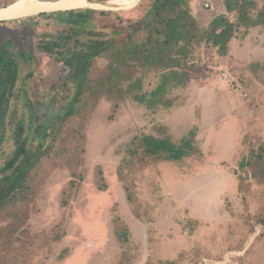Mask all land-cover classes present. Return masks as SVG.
<instances>
[{"label":"rangeland","instance_id":"obj_1","mask_svg":"<svg viewBox=\"0 0 264 264\" xmlns=\"http://www.w3.org/2000/svg\"><path fill=\"white\" fill-rule=\"evenodd\" d=\"M253 1L255 15L264 0ZM189 5L201 27L225 13L222 0ZM149 9L142 0L107 20L132 31ZM37 23L38 33L64 27ZM191 49L186 84L168 91L171 106L149 109L105 90L63 127L28 190L0 211V264H264V183L239 168L264 145V27L238 30L226 55L205 42ZM36 60L42 87L62 72L46 55ZM131 77L147 93L159 82L140 68ZM192 128L197 154L144 157V135L178 142Z\"/></svg>","mask_w":264,"mask_h":264},{"label":"trees","instance_id":"obj_2","mask_svg":"<svg viewBox=\"0 0 264 264\" xmlns=\"http://www.w3.org/2000/svg\"><path fill=\"white\" fill-rule=\"evenodd\" d=\"M146 1L150 9L132 31L107 20L111 12L90 9L0 22V211L28 190L30 172L52 149L63 127L80 118L105 90L149 109L171 106L168 91L186 84L184 60L194 45L205 42L226 55L238 30L264 27V9L255 15L249 11L255 6L253 0H222L225 13L214 16L205 27L192 15L190 0ZM228 13L235 14V20ZM39 17L64 27L38 33ZM36 54L62 65V72L45 87L35 71ZM138 68L159 75L149 93L141 91V77L132 80L131 73ZM196 135V128L178 142L168 136L144 135L140 145L148 159L180 161L199 152ZM134 155L130 149L127 157ZM239 168L264 183V145L251 147ZM125 191L133 202L131 188L125 186Z\"/></svg>","mask_w":264,"mask_h":264},{"label":"water","instance_id":"obj_3","mask_svg":"<svg viewBox=\"0 0 264 264\" xmlns=\"http://www.w3.org/2000/svg\"><path fill=\"white\" fill-rule=\"evenodd\" d=\"M109 1L92 0H14L0 7V22L20 20L44 13L90 9L95 11L119 12L136 7L142 0H133L124 6H113Z\"/></svg>","mask_w":264,"mask_h":264},{"label":"bare ground","instance_id":"obj_4","mask_svg":"<svg viewBox=\"0 0 264 264\" xmlns=\"http://www.w3.org/2000/svg\"><path fill=\"white\" fill-rule=\"evenodd\" d=\"M132 1L133 0H111L109 4L113 6H124L132 3Z\"/></svg>","mask_w":264,"mask_h":264}]
</instances>
